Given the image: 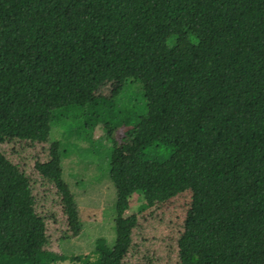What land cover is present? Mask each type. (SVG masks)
Wrapping results in <instances>:
<instances>
[{"label": "trees", "instance_id": "1", "mask_svg": "<svg viewBox=\"0 0 264 264\" xmlns=\"http://www.w3.org/2000/svg\"><path fill=\"white\" fill-rule=\"evenodd\" d=\"M100 63L122 74L111 95L95 87ZM99 125L115 238L97 237L75 264H127L138 221L127 214L128 159L150 166L138 185L145 207L190 190L179 264H264V0H0V143H51L35 166L74 234L82 223L61 165L70 144L50 135L92 147ZM32 191L0 148V264H46Z\"/></svg>", "mask_w": 264, "mask_h": 264}, {"label": "rangeland", "instance_id": "2", "mask_svg": "<svg viewBox=\"0 0 264 264\" xmlns=\"http://www.w3.org/2000/svg\"><path fill=\"white\" fill-rule=\"evenodd\" d=\"M207 70L206 65L197 66V71L203 75L207 74ZM121 82V73L108 64L97 65L94 77L97 90L111 95L119 89ZM134 93L130 91V94ZM119 119L120 116H117L112 120L116 126L115 137L120 140L128 127L119 124ZM56 138H62L70 144L68 151L61 156L62 177L74 192L78 204L82 223L78 234H74L69 227L59 189L44 178L35 166L36 162L50 158L51 143H29L10 138L2 141L0 148L30 178L35 209L46 221V264H75L80 256L93 248L97 237H104L108 243L115 238L116 188L108 176L110 140L106 136V129L101 125L96 126L93 131L92 147L65 135L60 128H54L51 132L50 140ZM149 168L147 163L128 159L127 176L132 195L127 214L137 213L138 221L123 261L127 264H179L177 239L183 230L191 193L189 189H185L164 203L145 207L138 185L141 176Z\"/></svg>", "mask_w": 264, "mask_h": 264}]
</instances>
